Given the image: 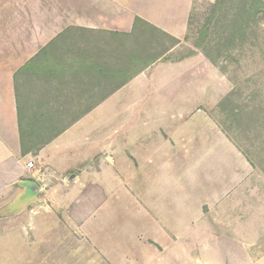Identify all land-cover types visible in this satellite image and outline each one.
<instances>
[{"label": "rangeland", "instance_id": "obj_1", "mask_svg": "<svg viewBox=\"0 0 264 264\" xmlns=\"http://www.w3.org/2000/svg\"><path fill=\"white\" fill-rule=\"evenodd\" d=\"M214 1L191 0L185 13L178 9V23H184L185 29L166 55L177 60L191 52L207 59L206 53L218 54L214 63L208 59L210 79L201 83V74L192 76L187 104L130 105L134 94H120L71 125L45 151L49 159L34 158L37 174L47 173V184L41 183L40 200L24 219L0 228V264H145V254L154 251L156 242L175 239L185 228L234 224L256 230L243 232L242 238L257 240L264 248V0H252L259 10L245 17L237 38L226 45L219 40L220 31L230 30L237 3L228 0L217 18L224 25L212 30L210 47L204 43L197 48L198 30ZM73 34L76 38L67 41L63 53L75 60L84 52L90 58L97 55L77 46L93 50L97 41L105 40L103 33ZM99 44L100 57H115L111 45ZM44 77L18 75L26 117L45 113L50 121L65 122L96 98V93L82 92L79 83L72 87L71 74L50 94ZM230 93L234 112L231 106H219ZM146 112L169 120L176 117L170 123L177 124L173 127L177 133L183 131V119H189L188 142L197 148L207 145L210 152L192 153L180 167L164 169L161 185L134 177L154 175L138 162H131L127 172L119 163L122 148L131 144L130 135H144L146 128L140 124L147 121L140 114ZM129 113L136 119L129 121ZM28 146L35 156L39 148ZM110 147L116 152L110 153ZM72 172L79 179L64 184L62 179ZM128 174V183H109L113 176L124 179Z\"/></svg>", "mask_w": 264, "mask_h": 264}, {"label": "crops", "instance_id": "obj_2", "mask_svg": "<svg viewBox=\"0 0 264 264\" xmlns=\"http://www.w3.org/2000/svg\"><path fill=\"white\" fill-rule=\"evenodd\" d=\"M190 6L191 0H0V228L24 219L39 202L41 183L47 184L48 175L46 172L37 174L34 158L49 159L45 151L67 133L66 130L41 146L35 156L32 151L22 152L16 93L20 67L69 27L130 32L135 19L141 18L180 39L185 26L178 23V9H184L185 13ZM210 67V61L200 53L177 60L157 61L82 118L120 94L127 97L134 94L135 97L129 100L130 105L187 104L192 76L201 74L203 83L210 79ZM135 117L136 114L129 113L128 119L132 121ZM140 119L147 121L140 124L146 131L144 135H130L131 144L122 148L119 163L127 172L131 169V162H138L141 168L153 170L154 175L134 177L161 185L164 169L180 167L192 153L210 152L207 145L197 148L188 142L189 119L181 118L184 121L180 124L181 133L173 131L176 123H170L177 121L176 117L169 120L160 114L146 112L140 114ZM183 136L186 140H182ZM111 151L116 152L113 148ZM30 160L33 166L28 168L26 163ZM75 174L72 180H68V175L62 182L76 181L79 175ZM130 176L124 175V179L113 176L109 183L125 184L128 183L125 179ZM28 180L40 187L35 200L20 211L10 213L6 206L20 191L19 182ZM126 194L130 195L129 192ZM238 227L234 224L231 228H185L183 235L175 239L156 242L154 251L149 252L153 255L145 254V264H264V248H260V242L242 238L243 232L256 230L246 231Z\"/></svg>", "mask_w": 264, "mask_h": 264}, {"label": "trees", "instance_id": "obj_3", "mask_svg": "<svg viewBox=\"0 0 264 264\" xmlns=\"http://www.w3.org/2000/svg\"><path fill=\"white\" fill-rule=\"evenodd\" d=\"M247 1L237 0L234 7V15L231 19L232 24L229 25L231 27L230 30L220 31L219 40L222 39L226 45L232 43L237 38V32L241 30V25L244 26L246 24L245 17L257 13L259 10L257 1L255 3L251 0L250 4ZM227 2L228 0H215L212 4V12L206 17L198 30L197 48L203 47L204 43L207 47H210L208 40L212 30H220L221 25H224V23L219 24L217 18L219 12L221 13L220 10L223 5ZM74 31L105 34L106 41L102 39L99 41L111 45L115 50V57L111 60L104 59L102 56L100 57L99 52L103 51V49L99 41H97L98 44H96L93 50L84 44L76 47L77 49L90 52L97 51V55L94 58H90L88 54L82 51L85 56L81 55L79 60L70 59L63 51L65 52L67 49V41L76 38L73 34ZM108 39L109 41H107ZM178 42L177 38L141 18L135 19L130 32L90 30L80 27H69L64 30L40 50L33 59L21 66L19 73L29 72L32 73V76L41 75L42 78L45 76L48 89L51 90L50 94L56 90L55 84L58 83L59 86L60 84H64V79L71 74L72 80L70 83H72V87L73 84L79 83L80 87H83L81 88L82 92L90 91V93H96V98L93 102L87 103L80 108L81 110L73 118L65 122L62 120L58 122V120L50 121L45 113L38 115L35 113L33 115L27 114L28 116L26 117V111L16 89L18 95V126L22 152L30 151L28 146L30 143H33L34 147L40 148L51 142L130 79L155 62L168 59L166 55ZM219 46L220 44H218ZM215 47L217 49V45ZM191 54H194V52L184 57ZM206 56L214 63L218 54L211 56L210 53H206ZM106 87H109V89L104 91ZM62 88H65V86ZM232 98L233 95L231 93L228 94L222 99L219 106H231L232 108ZM233 110L234 108H232ZM242 112L241 110L240 113ZM248 114H252V111H249Z\"/></svg>", "mask_w": 264, "mask_h": 264}, {"label": "water", "instance_id": "obj_4", "mask_svg": "<svg viewBox=\"0 0 264 264\" xmlns=\"http://www.w3.org/2000/svg\"><path fill=\"white\" fill-rule=\"evenodd\" d=\"M75 177L76 174L72 173L68 176V180H72ZM19 186L21 188L20 191L6 206V208H9L10 213H16L33 202L40 190L39 185L32 180L21 181Z\"/></svg>", "mask_w": 264, "mask_h": 264}, {"label": "built area", "instance_id": "obj_5", "mask_svg": "<svg viewBox=\"0 0 264 264\" xmlns=\"http://www.w3.org/2000/svg\"><path fill=\"white\" fill-rule=\"evenodd\" d=\"M33 166V162L30 160L26 163V167L31 168Z\"/></svg>", "mask_w": 264, "mask_h": 264}]
</instances>
